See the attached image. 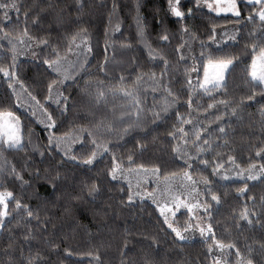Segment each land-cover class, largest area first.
I'll list each match as a JSON object with an SVG mask.
<instances>
[{
  "label": "snow or ice",
  "instance_id": "obj_1",
  "mask_svg": "<svg viewBox=\"0 0 264 264\" xmlns=\"http://www.w3.org/2000/svg\"><path fill=\"white\" fill-rule=\"evenodd\" d=\"M43 3V0H39ZM204 4L211 12L217 15L221 13L232 14L236 20L235 31L232 34L225 32L217 33L216 29H212V34L208 37L209 42L201 41L199 47L200 55L192 57L197 61L191 69H185L187 77L185 86L188 93L187 114L182 113L179 108L183 107L180 103V93L173 92L171 82L166 81L168 74L169 61L154 49L146 38L145 25L139 14V5L137 4V15L135 16L137 37L147 51L148 58L152 63L164 64L160 76L157 77L153 72L151 74L139 71L136 74L133 87L127 85L128 75L121 74L118 78L113 70L109 68L110 64L118 63L114 55L116 51V41L109 34H122V24L117 19L113 24V17L116 15L117 4L113 0L112 11L109 12V27L104 29V60L98 64L99 72L104 74L108 83L105 80L97 79L93 83L91 72L89 70V57L93 55V46L91 44V36L87 28H78L70 34L65 31L62 36L63 43H53L49 36L51 34V25L48 31L43 36H35L30 33L27 18L29 12L24 11L25 27L22 31H16L15 35L11 30H6V26L0 23V49L7 48V52L11 54V64L8 67L0 65V73L8 81V88L12 89V96L15 97L19 107L30 111L31 116L35 118L37 123L43 124L45 130L49 133L47 137V145L39 143L33 144L31 136L34 135L32 129H29L28 145H31L32 156L23 161L20 169L8 160L6 152H21L25 151V136L23 132V124L21 116L13 110V107H0V181H8L9 178H14V182L19 184L21 191L33 188V180H44L51 184L52 193L55 196L56 203L59 202L62 194L70 196L71 201L90 203L95 205L98 199L102 196L101 183L107 181L119 183L121 181L127 183L126 201L123 198L125 189L120 188L121 204L125 206H134L137 198L144 201L146 198L151 200L155 206L158 219L162 218L163 225H166L167 235L172 237L173 243L184 245L193 239L195 233H199L202 242L207 246V253L210 264H256L253 254L256 252L255 244L259 245V250L264 253V240L253 241L252 244L246 246V254L233 241L225 243L218 239L212 220L214 212L217 211L222 203L220 196L213 191L214 181L209 180L200 171L201 168L207 169L211 164L213 177L220 178V184L223 186V181L230 180L232 176L227 171V165L222 160L220 153H217L214 160L201 159L214 147L224 148L228 146L229 130L231 129V118L236 116L237 107L243 105V100L252 101L255 98L257 87L264 94V0H248L252 7V11L247 17L243 16V10L239 6L238 0H203ZM201 0H196L197 8H199ZM87 6V0H73L72 5L66 7L71 11L73 8L77 15V21L84 14V9ZM47 8H52L53 4L48 3ZM168 8L171 15L178 20L186 19V14L181 10V0H168ZM15 10L18 14L21 11L20 0H0V21H8L10 11ZM44 8L32 18L31 27L42 26L45 23L43 13ZM193 9H187V15H192ZM245 22L240 23L241 20ZM259 21L258 27L248 32V38L252 40L251 44V63L248 65V76L253 84V93L242 98L241 105L236 107L231 106V101L228 97V74L232 68L240 62V57L230 52V49L237 48L241 39H244L243 30L247 28L249 23ZM162 23V21H159ZM59 23L57 27H61ZM165 35L160 36L161 43L170 39L165 29ZM188 36V40H184V36ZM198 37L195 34L188 35L187 29L182 30V43L177 46L176 51L180 53L177 63L185 61V48H191L188 41H195ZM7 41V46L3 43ZM215 45V47H213ZM133 48L131 43L122 42L121 49L131 51ZM51 49V51H46ZM111 49L113 54L109 53ZM247 50V44L245 45ZM31 51L33 59L39 60L41 55L42 66H46V71L49 74V79L46 84L47 94L43 95V102L40 98V92L33 94L25 87L24 82L18 77V57L26 55ZM5 52L0 51V56H4ZM137 61L133 60V67ZM203 67V78L199 76V67ZM197 73L195 82L191 73ZM84 79L85 82L81 86L79 81ZM111 81H117L115 84ZM146 82L151 83V94L153 103L148 104L149 92L145 89L141 91L140 85ZM16 85H19L21 91L18 94ZM37 88H44V82L38 81ZM75 86L79 89L78 95L83 98V102L88 105L85 119L91 117L95 121L91 126H76L70 128L69 131L57 135V130L63 125V120L67 112L75 105L72 100L71 92L65 94L68 89ZM93 88L95 91H93ZM164 93L162 103L156 102V94ZM120 97L124 103L119 107L113 105L110 110L107 109L108 96ZM201 96L200 101H195L194 97ZM207 97L210 101L206 108H202V99ZM196 104V111L203 110L211 117L209 110L215 111L214 121L208 119L207 124L218 122L219 126L216 129H209L207 124L199 117H193V105ZM54 106V107H53ZM106 109L99 121H96V115L101 111V108ZM175 110V123L172 125V131L168 132V136L175 142L172 146L174 159L182 160L184 167L176 172L164 171L158 165L146 166L143 163L137 164L132 153L127 156V163L117 157L113 152L111 157V167L107 168L106 176L101 182L92 179L89 183V178L85 176L80 178L81 174L74 173L68 175L66 165L72 163L77 169L91 170L96 164L103 159L112 150V145L109 143V138L113 135L117 139H124L129 133L142 127L147 120V114H151L153 123L167 120L171 113ZM260 114L264 117V105L260 108ZM228 117L229 122L226 123L224 118ZM264 124V120L261 121ZM185 125L190 126L186 128ZM99 129H103V134L98 135ZM203 134V135H202ZM215 136V141L212 137ZM207 137V138H205ZM38 139V138H37ZM138 146L143 148V145L137 142ZM47 149V150H46ZM194 150V151H193ZM83 153H87L84 155ZM36 154L41 157V162L49 164L55 161L56 174L55 176L48 175V169H45V174H41L39 168L30 171L32 168L31 161ZM257 156L264 154V148L257 149ZM60 156V160L56 161V156ZM228 163L232 165V174L240 180L256 181L264 179V164H261L257 170L255 164H250L247 169L240 168L236 163L234 156H228ZM60 169H65L61 172ZM239 169V170H237ZM28 170L30 179L25 180L23 172ZM163 172V176L161 173ZM247 172V176H245ZM136 177V184L133 185L132 177ZM110 178V179H108ZM149 178H153L149 182ZM151 183H155L156 187L149 190ZM163 185V188H161ZM248 185L245 183L243 188L238 189L239 195H245ZM78 189L73 193V190ZM38 200L40 195L38 192L33 193ZM210 196V201L208 197ZM251 199V197L249 198ZM15 201L14 211L17 216H22L24 225L27 231L23 233L25 242L30 243L36 239L35 233H40L43 242L51 246L52 249L58 250V245L51 240L45 238L48 232L50 217L45 216L43 219L40 216L39 205L35 208L24 203L18 198L13 191L9 190L6 183H0V234L4 231V226L11 221L12 211H10L11 201ZM262 207H264V197H261ZM214 202V203H212ZM44 203H53L52 200L45 197ZM55 206V204H53ZM73 207L79 208L80 204L75 206L69 204L64 208L65 213L71 214ZM85 211L90 209L85 208ZM187 214V218L183 225L179 223V216ZM107 215V213H105ZM93 218L95 216L93 215ZM240 220L247 223L249 227H259L264 229V220L261 219V213H250L247 206L240 213ZM35 224H32V221ZM237 228L241 225L237 223ZM56 226L53 225V228ZM164 230V229H162ZM9 244L2 250L8 256L6 262L0 264H16L15 259L10 254L14 249V238L11 230L8 234ZM153 243L158 244L155 237H152ZM211 240V243H209ZM121 252V264H125L124 257L129 251L126 247ZM235 260H232L233 252ZM65 253L71 255L70 249H65ZM81 256L90 257L89 264H102L99 250L95 252L88 251L80 253ZM21 264H47L46 259L42 257L41 252L37 250L35 254L27 257L23 255L21 249ZM143 264H153V262L145 257Z\"/></svg>",
  "mask_w": 264,
  "mask_h": 264
},
{
  "label": "trees",
  "instance_id": "obj_2",
  "mask_svg": "<svg viewBox=\"0 0 264 264\" xmlns=\"http://www.w3.org/2000/svg\"><path fill=\"white\" fill-rule=\"evenodd\" d=\"M21 11L18 14L15 10L10 11L8 21H0L6 26V30H11L13 35L16 31H22L25 27L24 11L29 12L27 24L30 26L29 30L32 35L37 37L43 36L48 31L51 25L52 31L49 39L53 43H63L62 36L67 31L69 34L76 31L78 28H87L91 36V44L93 46V55L89 57V70L91 72V79L93 83L95 80H105L104 74L99 72L98 64L104 60V29L109 27V12L112 11L113 0H87V6L84 9V14L77 21V15L74 8L70 11L66 6L72 5L73 0H20ZM117 4L116 15L113 17V24L118 19L122 24V34L110 35L116 41V51L114 53L116 61L109 65L113 70L115 76L118 78L121 74L128 75L127 85L134 86L136 74L139 71L151 74L155 73L157 77L160 76L161 70L164 67L163 62L152 63L148 58V54L143 44L140 43L137 37V28L135 16L137 15V4L139 5V14L145 25V34L152 47L169 61L168 74L165 78L166 81L171 82L173 92L180 93V103L183 107L179 110L187 114V100L188 93L185 86L187 79L185 69H191L197 61L192 57L200 55L199 44L201 41L209 42L208 37L212 34V29L215 28L217 33L223 34L228 32L234 33L236 20L232 15H215L207 9L199 6L197 8L196 0H181V10L185 12L186 19L178 20L173 17L169 12L168 0H129L127 4L128 13L123 9L122 0H115ZM48 3L53 4L52 8H47ZM240 8L243 10V16L247 17L252 11L249 3L239 2ZM193 9L192 15H187V9ZM41 8L45 9L43 13L45 23L42 26L31 27L32 18L36 12ZM125 12V13H124ZM159 21H162L160 23ZM245 21H240L243 24ZM62 25L57 27V24ZM259 21L249 23L247 28L243 30L244 39H241L239 46L230 49V52L240 57V62L232 68L228 74V99L231 101V106L236 107L241 105L242 98L252 95L253 84L251 78L248 76V65L251 63V44L252 40L248 38V32L257 28ZM187 29L188 35L195 34L198 39L195 41H188L191 48H185V61L177 63L180 53L176 51L178 45L182 41V30ZM170 39L161 43L160 36L165 35V31ZM188 40V36L183 37ZM131 43L133 48L131 51L121 49V43ZM7 46V41L3 42ZM247 44V50L245 45ZM215 47V45H213ZM4 51L5 55L0 56V65L8 67L11 64V54L7 52V48L0 49ZM46 51H51L47 49ZM110 54H113L111 49ZM31 51L26 55L18 57V77L24 82L26 88L36 94L40 92V98L43 102V95L47 94L46 84L49 79V74L46 71V66H42L43 56L39 60L33 59L29 56ZM133 60L137 63L133 67ZM203 67H199V76H202ZM192 78H196L197 73H191ZM43 81L44 88H37V82ZM117 81H111L115 84ZM85 80L79 81L80 85L84 84ZM263 87V86H260ZM141 91L145 89L149 92L148 104L153 103V96L151 94V83L146 82L140 85ZM93 91L95 89L93 88ZM256 95L254 100H243V105L237 107L236 116L231 118V129L229 130L228 146L224 148L214 147L201 159L209 161L216 158L217 153L222 156L223 162L229 168L228 156L232 155L236 159V163L240 168H247L250 164H255L260 167L264 164V154L257 156L256 152L259 148H264V124L261 123L264 117L260 114V108L264 105V94L260 92V88L255 89ZM71 92L72 101H75L74 107L60 117L63 120V125L57 130V135L69 131L70 128L76 126H91L95 121L91 117L85 119L88 105L83 102V98L78 95L79 89L73 86L65 92L67 95ZM164 93L162 90L156 94V102L162 103ZM195 101H200L201 96L194 97ZM210 101L207 97L202 99V108H206ZM124 101L120 97L108 96L107 109L110 110L113 105L119 107ZM0 107H13L17 115L21 116L23 124V132L25 136V144L27 148L21 152H6L8 160L17 166L19 170L25 159L32 156L31 145H28L29 129H32L35 136L36 143L47 145V134L44 128L36 122L29 113L23 111L17 105L15 97L12 96V89L8 88V81L0 73ZM54 107V106H53ZM193 117L199 116L206 124L208 119L214 121L217 114L213 110L211 117L202 109L196 111V104L193 105ZM106 109L101 108V111L96 115V121H99ZM225 122H229V118H224ZM175 110L171 113L170 118L156 123L152 122L151 114H147V120L143 123L142 127L129 133L124 139H117L115 135L109 138V143L112 145V150L101 159L94 168L91 170L85 168L83 170L75 168V165L69 163L65 166L68 169V175L74 173L81 174L80 178L84 179L85 176L89 178V183L92 179L101 182L102 178L106 176L107 168L111 167V157L114 152L117 157L122 158L127 163V156L132 153L133 158L137 164L143 163L146 166L158 165L164 171L176 172L184 167L183 161L174 159L172 146L175 143L168 132L172 131V125L175 123ZM219 123L213 122L207 124L209 129L218 128ZM186 128L190 126L185 125ZM103 134V129H99L98 135ZM203 135V134H202ZM33 136V135H32ZM31 136V139L33 137ZM38 138V139H37ZM207 138V137H205ZM216 137L213 136L212 140L215 141ZM143 145L139 147L137 142ZM47 150V149H46ZM194 151V150H193ZM86 155L87 153H83ZM60 160V156H56V161ZM33 171L39 168L41 174H45L44 170L48 169V175L55 176L56 168L55 161L51 164L41 162V157L36 154L31 161ZM212 166L209 165L207 169L201 168L200 171L203 175L208 176L209 180L214 181L213 191L216 192L221 198V205L217 211L214 212L212 223L214 224V231L218 239L223 240L225 243L229 241L235 242L243 252L246 254V246L252 244L253 241L264 240V229L259 227H249L247 223L240 220V213L244 210L245 206L249 209L250 213H261V219L264 220V207H262L261 197H264V179L256 181L230 179L223 181V186L220 184L219 177H213ZM64 172L65 169H60ZM24 179H30L29 171L23 173ZM163 176V172L161 173ZM110 179V178H108ZM6 183L9 190L22 200L24 203L31 204L34 208L39 205L40 216L43 219L45 216L50 217L48 225V232L45 238L56 243L59 247L54 250L50 245L43 242L40 233H35L36 239L30 243L25 242L23 233L27 231L24 225L22 216H17L14 208L15 201L10 203V211L12 217L10 223L4 226V231L0 234V262H6L8 256L3 253V249L9 244L8 234L11 230L14 238V249L10 254L16 261V264H21V249H23L24 257L35 254L37 250L41 252L42 257L46 259L47 264H89L90 257L81 256L80 253L88 251L95 252L99 250V255L102 264H121V252L125 248L127 242V256L124 257L125 264H143L145 257L150 259L153 264H210L207 246L202 242L201 238H196L188 241L184 245H177L173 243L172 237L167 235L166 225H163L162 218L158 219V213L155 212V206L149 201L143 202L135 201L134 206H125L121 204L120 188L125 189L124 199L126 201L127 184L122 181L119 183L113 182L112 184L103 181L101 183L102 196L98 199L95 205L84 202L71 201L70 196L62 194L58 203L55 201V196L52 193V186L44 180H33V188L21 191L19 184L14 182V178H9L8 181H0ZM245 183L248 187L245 195H239L238 189L243 188ZM78 189L73 190V193ZM38 192L40 200L33 194ZM47 197L53 203H44V198ZM251 197V199H249ZM210 201V196L208 197ZM80 204L79 208L73 207L71 214L65 213L64 208L69 204L75 206ZM214 203V202H212ZM55 204V206H53ZM90 209L85 211L84 209ZM107 213V215L105 214ZM93 215L95 218H93ZM187 214L179 216V223L184 224ZM237 223L241 225L237 228ZM35 224V221H32ZM53 225L56 227L53 228ZM164 229V230H162ZM152 237H155L158 244H154ZM211 243V240H209ZM256 252L253 254L256 264H264V253L259 250V245H253ZM70 249L72 254L65 253V249ZM232 260H235V249L232 250Z\"/></svg>",
  "mask_w": 264,
  "mask_h": 264
},
{
  "label": "rangeland",
  "instance_id": "obj_3",
  "mask_svg": "<svg viewBox=\"0 0 264 264\" xmlns=\"http://www.w3.org/2000/svg\"><path fill=\"white\" fill-rule=\"evenodd\" d=\"M241 1H244V2H247V3H248V0H238V2H241ZM128 2H129V0H122V5H123L122 7H123L124 11L126 12V13L124 12L125 14L128 13V9H127V8H128V7H127ZM200 7L205 8V9H207L209 12H211V11L207 8V6L204 4L203 0H201ZM211 13L217 15L215 12H211ZM219 15H232V14H230V13H228V14L221 13V14H219ZM29 56H32V55L29 54ZM200 78H201V79L203 78V72H202V76H201ZM195 79H196V78L193 79L194 82H195ZM263 87H264V86H263ZM16 90H17V93L19 94L20 91H21L19 85H16ZM17 105H18V104H17ZM21 109H22L23 111H25V112H27V113H29V114L31 115L30 111H27V110H26L25 108H23V107H21ZM39 124H40V123H39ZM40 125H41L42 128L45 129V127H44L43 124H40ZM45 131H46V130H45ZM46 134H47V137H48L49 133H48L47 131H46ZM32 137H33V139H32V143H33V144H36V141H35V139H34L35 136L33 135ZM247 168H248V167H247ZM247 168H243V169H247ZM256 168H257V170L259 169V167H256ZM237 170H239V169H237ZM227 171H228V173L232 176L231 179H239V178L235 177V176L232 174V165H231L229 168L227 167ZM245 176H247V172H245ZM152 179H153V178H149V182H151ZM219 179H220V178H219ZM122 182H123V181H122ZM123 183L127 184L126 182H123ZM132 183H133V185L136 184V177H135V176L132 177ZM155 187H156V184H155V183H151V186H150L149 190H151L152 188H155ZM161 188H163V185H161ZM138 200H140V199L137 198L136 201H138ZM145 200H149V199L146 198ZM149 201L151 202V200H149ZM185 211H186V210H185ZM196 238H200L198 232L195 233L194 236H193V239H196ZM193 239H192V240H193Z\"/></svg>",
  "mask_w": 264,
  "mask_h": 264
}]
</instances>
